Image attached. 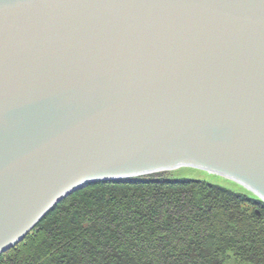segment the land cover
<instances>
[{"label":"water","instance_id":"obj_1","mask_svg":"<svg viewBox=\"0 0 264 264\" xmlns=\"http://www.w3.org/2000/svg\"><path fill=\"white\" fill-rule=\"evenodd\" d=\"M186 167L264 204V0H0V256L90 184Z\"/></svg>","mask_w":264,"mask_h":264},{"label":"trees","instance_id":"obj_2","mask_svg":"<svg viewBox=\"0 0 264 264\" xmlns=\"http://www.w3.org/2000/svg\"><path fill=\"white\" fill-rule=\"evenodd\" d=\"M0 264H264V204L166 174L90 184Z\"/></svg>","mask_w":264,"mask_h":264},{"label":"rangeland","instance_id":"obj_3","mask_svg":"<svg viewBox=\"0 0 264 264\" xmlns=\"http://www.w3.org/2000/svg\"><path fill=\"white\" fill-rule=\"evenodd\" d=\"M160 174H166L167 176H173L175 179L176 178H181V179H193V180H203L206 182H210L216 185H223L229 189H233L237 192L242 193L243 192H248L243 186H239L238 184H235L232 181H229L223 177H219L216 176L214 174H210V173H206L204 171H201L199 169H193V168H180V169H176V171H170V172H165V173H160ZM251 195H254L252 193H250Z\"/></svg>","mask_w":264,"mask_h":264},{"label":"bare ground","instance_id":"obj_4","mask_svg":"<svg viewBox=\"0 0 264 264\" xmlns=\"http://www.w3.org/2000/svg\"><path fill=\"white\" fill-rule=\"evenodd\" d=\"M87 188V187H86Z\"/></svg>","mask_w":264,"mask_h":264}]
</instances>
